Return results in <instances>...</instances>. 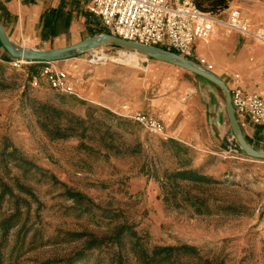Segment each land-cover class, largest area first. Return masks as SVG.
Listing matches in <instances>:
<instances>
[{
    "label": "rangeland",
    "instance_id": "1",
    "mask_svg": "<svg viewBox=\"0 0 264 264\" xmlns=\"http://www.w3.org/2000/svg\"><path fill=\"white\" fill-rule=\"evenodd\" d=\"M88 2L23 0L32 11H39H34L39 17L31 20L32 15H24L22 10L9 21L13 23L9 37L15 34L14 42L20 46L51 49L109 33L88 11ZM53 9L63 14L55 33L43 34L41 15ZM227 13L217 14L225 17ZM67 17L69 24L65 23ZM10 57L0 56V180L11 185V192L0 195V264H65L63 260L83 249L90 238L83 233L109 235L122 221L134 225L149 246L188 244L222 264H264V159L229 150L230 137L222 150L225 157L216 155L219 169L185 167L191 153L173 152L172 142L147 131L130 113H113L76 92L54 89L42 78L40 63L13 66ZM63 60L68 65L54 62L59 67L70 66L74 80L79 75L73 69L80 66L119 68L141 84L157 76L163 84L175 76L174 71L164 69L152 73L149 64L156 62L177 70L180 79L204 80L174 64L111 45ZM216 90L224 100L222 91ZM42 104L83 118L84 136L79 135V128L78 134L52 139V124L48 128L41 125L45 121ZM260 129L259 142L252 145L264 150V126ZM105 130L111 133L112 147L108 149L100 139ZM13 148L17 156L43 171L21 161H8L2 153ZM212 161L209 157L208 163ZM188 168L201 169L198 174L215 182L175 178L176 170ZM63 184L88 197L90 211H80L63 193ZM197 199L204 201L203 206L195 203ZM114 250V246L100 245L70 264H112Z\"/></svg>",
    "mask_w": 264,
    "mask_h": 264
},
{
    "label": "crops",
    "instance_id": "2",
    "mask_svg": "<svg viewBox=\"0 0 264 264\" xmlns=\"http://www.w3.org/2000/svg\"><path fill=\"white\" fill-rule=\"evenodd\" d=\"M230 8L239 9L251 29L259 30L264 35V0H232L223 12L227 13ZM22 10L24 15H32L29 16L31 20L39 17V11L34 10L38 11L37 14L34 13L23 0H0V21L8 36L13 25L9 21L16 18L18 13L21 15ZM11 40H16L15 34ZM193 50L195 58L203 57L212 64V71L228 88L234 83V75H238L240 85L257 91L264 97L263 42L235 31L224 33L223 28L218 25L207 40H197ZM6 54L0 45V56ZM61 61H58L59 65H68L62 63L64 60ZM162 63L149 64V69L154 71L152 73H159L162 69L175 72L173 78L163 82L165 86L159 81L160 76L153 77L152 82L144 80L141 84L140 80L125 76V72L119 68L101 66L88 69L80 66L73 69L79 75L74 80L69 72L71 67H61L67 72L69 82L81 98L120 115H125V112L133 114L146 111L160 119L165 126V133L161 136L172 142L175 146L173 152L178 155L185 152L192 154L185 167L219 169L216 164L219 161L218 156L221 157L222 150H225L228 120L224 100L216 90L218 87L198 75L199 79L204 80L180 79L177 70ZM124 105L127 109H122ZM260 128L261 126L251 124L243 131L251 142H259ZM209 157L213 161L208 163Z\"/></svg>",
    "mask_w": 264,
    "mask_h": 264
},
{
    "label": "built area",
    "instance_id": "3",
    "mask_svg": "<svg viewBox=\"0 0 264 264\" xmlns=\"http://www.w3.org/2000/svg\"><path fill=\"white\" fill-rule=\"evenodd\" d=\"M87 9L100 20L106 32L132 42L172 48L184 57L196 59L208 70L213 69L212 64L203 57L195 58L193 46L197 40H207L218 25L224 33L237 31L264 42L262 32H253L237 8H230L227 15L221 17L201 10L193 0H89ZM10 62L13 66H20L35 61L13 58ZM36 62L41 64L40 74L51 87L65 93L76 92L67 72L54 61ZM233 79L229 91L241 128L251 124L264 126V97L240 85L238 75ZM130 116L151 133H165L162 121L151 114L138 111ZM226 147L238 151L234 141Z\"/></svg>",
    "mask_w": 264,
    "mask_h": 264
},
{
    "label": "trees",
    "instance_id": "4",
    "mask_svg": "<svg viewBox=\"0 0 264 264\" xmlns=\"http://www.w3.org/2000/svg\"><path fill=\"white\" fill-rule=\"evenodd\" d=\"M195 4L203 11H207L213 14L223 12L229 6V0H193ZM55 10L53 9V12ZM51 10H46L41 15L42 31L45 33H55V24L61 17V11H55L53 15ZM53 15V16H52ZM66 15L69 16L67 13ZM70 17V16H69ZM69 24L68 17L65 18V23ZM5 60H9V55L1 56ZM11 58V57H10ZM41 116L45 119L42 122V127L48 128L49 124H52L50 131V137L52 139L65 138L78 134V129L82 128L84 119L73 115L67 110H62L54 106L47 104L41 105ZM63 119V120H62ZM85 128L81 129L80 136H84ZM111 133L105 130L101 134V144L103 148H111L112 142L109 140ZM247 138V137H246ZM248 142H252L247 138ZM17 150L13 148L9 152H3V156H7L8 161L18 162L21 161L24 165H29L31 168L35 167L38 170H42L41 167L33 164L28 159L16 155ZM201 169H178L174 173L175 178L185 181L194 182H215L208 176L198 174ZM54 179V176H52ZM19 189L21 186L16 184ZM64 185L63 193L68 199H71L75 206L82 212L90 211V200L82 192L75 190L74 188ZM9 183L0 180V195L11 192ZM195 203L203 206L204 201L197 199ZM5 223V222H4ZM82 236L90 237L85 242V246L80 251H77L75 255L63 260L65 264H70L73 261L82 259L86 255V250L99 247L100 245H111L115 247L114 254L111 258L112 264H222L221 261L204 257L198 249L188 244L179 245H154L149 246L143 241V238L139 235L137 230L134 229V225L125 221L117 223L112 229L109 235L97 237L91 233H83ZM126 238V240H125Z\"/></svg>",
    "mask_w": 264,
    "mask_h": 264
},
{
    "label": "water",
    "instance_id": "5",
    "mask_svg": "<svg viewBox=\"0 0 264 264\" xmlns=\"http://www.w3.org/2000/svg\"><path fill=\"white\" fill-rule=\"evenodd\" d=\"M0 44L12 58L25 61H60L75 56L79 52L89 51L106 45L124 48L127 51L141 56L150 57L159 61L179 66L190 71L217 86L224 96V107L228 119L226 140L233 137L235 146L245 155L252 158L264 159V150H259L250 144L236 118L228 86L214 72L205 69L198 63L187 59L176 52L160 46L146 45L132 42L109 33H100L86 37L76 43L64 47L51 49H37L20 46L7 35L0 21Z\"/></svg>",
    "mask_w": 264,
    "mask_h": 264
},
{
    "label": "bare ground",
    "instance_id": "6",
    "mask_svg": "<svg viewBox=\"0 0 264 264\" xmlns=\"http://www.w3.org/2000/svg\"><path fill=\"white\" fill-rule=\"evenodd\" d=\"M137 54V53H136ZM135 56V55H134ZM99 58L101 59H105V55H101ZM234 141V139L232 138V142Z\"/></svg>",
    "mask_w": 264,
    "mask_h": 264
}]
</instances>
